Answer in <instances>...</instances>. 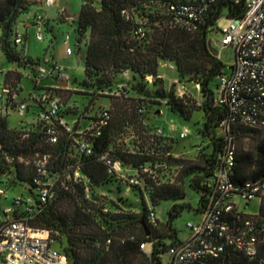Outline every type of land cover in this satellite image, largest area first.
<instances>
[{
  "label": "trees",
  "instance_id": "16d2710c",
  "mask_svg": "<svg viewBox=\"0 0 264 264\" xmlns=\"http://www.w3.org/2000/svg\"><path fill=\"white\" fill-rule=\"evenodd\" d=\"M80 1L79 17L73 25L77 51L84 58L83 82L75 90L55 91L61 101L60 112L50 123L39 121L37 113L31 122L11 128L8 112H16L18 105L12 95L22 91L24 76L37 90L35 79L42 66L39 59L26 55V34L22 43H16L21 33L18 24L32 9L43 7L44 0H0V51L17 68L3 74L0 86V91L9 90L5 99L0 98V186L27 189L29 196L12 201L14 218L50 232L69 264H164L169 249L182 242L172 222L185 210L200 216L207 208L211 198L207 183L222 162L229 138L236 156L231 176L235 187L243 190L247 184L264 182V126L244 124L218 102L217 84L227 72L208 41L224 10L231 20L239 19L246 12L247 0H218L207 7L194 0ZM183 8H188L185 15L180 14ZM201 8L205 9L199 13ZM124 12L130 14L129 19ZM189 13L199 18L194 30L184 28L180 21ZM161 65L174 66L175 81L167 89ZM188 85L199 92V107L189 105ZM181 87L183 95L179 94ZM76 95L88 104L69 122L67 117L80 112L72 103ZM103 99L114 102L110 108H100L98 102ZM25 101L29 103L27 113L43 109L33 97ZM163 104L183 121H189L193 112H203L198 134L210 144L202 150L199 162L183 167L172 184L159 176L160 169L183 162L173 154L171 136L158 125L162 110L152 111ZM225 121L230 123V135L223 132ZM69 125L71 132L67 131ZM50 129L55 131L56 143L51 141ZM249 139L254 142L252 149L247 147ZM81 143L90 145V153L81 149ZM109 161L122 164L124 178L110 172ZM42 164L46 176L41 174ZM76 172L80 177H75ZM187 184L200 196L197 208L186 202ZM44 187L51 191L46 202L40 195ZM129 192L138 203L129 199ZM167 200L176 204L163 223L157 207ZM239 215L251 218L256 226L257 256L247 257L241 249L226 246L214 263L264 264V198L257 215ZM229 217L223 221L235 228L236 218ZM148 242L154 245L150 255L145 252Z\"/></svg>",
  "mask_w": 264,
  "mask_h": 264
},
{
  "label": "built area",
  "instance_id": "2783aa9c",
  "mask_svg": "<svg viewBox=\"0 0 264 264\" xmlns=\"http://www.w3.org/2000/svg\"><path fill=\"white\" fill-rule=\"evenodd\" d=\"M55 0H44L43 7L48 8L54 4ZM192 1V0H191ZM199 1L207 7L218 0H194ZM205 8H201V13ZM171 10H176L171 6ZM188 8H183L180 14L185 15ZM129 19L130 14L124 12ZM187 19H182L184 28L194 30L195 24L199 20L197 14L189 13ZM47 21L43 14H36L33 25L37 28L36 39L44 40V28ZM138 32L144 36L142 27ZM222 47H230L234 51V63L230 72L223 74L217 84L216 97L218 102L230 108L234 117H238L244 124L251 127L264 126V0H247L246 12L239 18L232 20L231 25L222 31ZM69 38L64 41L67 47L66 54L73 55V50L69 47ZM23 34L19 33L16 43H22ZM50 70L44 66L38 67L37 85L42 80L54 79L56 85L42 90H35L30 97L41 103L43 109L38 112V119L42 122L50 123L60 112V98L55 94L56 90L64 88L63 83L68 81L67 73L56 63L46 62ZM167 66V65H165ZM171 71L173 65L167 66ZM128 75V72L125 73ZM48 89V90H47ZM185 89L179 88V94L183 95ZM9 90L0 91V98H6ZM118 94V93H111ZM13 100L18 104L16 112L21 116L27 114L29 103L20 100V94H13ZM11 111L8 112V114ZM107 118L108 115L104 114ZM64 124V123H63ZM223 132L230 135L231 127L229 121L222 124ZM72 126H67V131L71 132ZM162 134V129L158 131ZM52 135V143L57 142L54 129L49 130ZM188 137V133L183 131L181 139ZM229 138V137H228ZM81 149L90 153V145L81 143ZM110 172L118 178H124L123 167L120 162H108ZM236 165L234 145L231 138L224 149L222 162L215 173L214 178L207 183L211 189V198L207 208L199 216V221L187 225L189 234L186 239L168 251V261L164 264H215V258L224 251L226 246H234L241 249L247 257H255L258 254L259 238L256 235V226L251 218H242L239 214H249L245 209L241 210V202H252L258 200L259 203L264 198V182L258 184H247L246 189L238 190L231 181L233 169ZM42 164L41 174L46 176L47 170ZM75 177H80L76 172ZM130 183L136 184L135 180ZM42 202L51 198V191L42 188ZM0 198L7 199V191L0 186ZM16 208L9 206L2 208L0 205V264H69L65 255L54 250V241L50 232L46 230H36L30 227L25 220H16L14 213ZM235 211V214H234ZM235 216H234V215ZM236 218L235 228L223 221L224 219ZM257 215V214H256ZM152 221L155 222V215L152 214ZM144 249V246H142Z\"/></svg>",
  "mask_w": 264,
  "mask_h": 264
},
{
  "label": "rangeland",
  "instance_id": "374dc122",
  "mask_svg": "<svg viewBox=\"0 0 264 264\" xmlns=\"http://www.w3.org/2000/svg\"><path fill=\"white\" fill-rule=\"evenodd\" d=\"M66 7L70 15L77 21L79 17V12L81 9V1L80 0H58L55 6V10H60L61 8ZM47 9V8H46ZM50 9V8H49ZM40 12L43 14L45 11L44 8H34L31 11L35 14L36 12ZM57 11H55L54 18L57 17ZM18 24V29L20 32H24L23 25L21 23ZM232 23L231 18L228 17V10L225 9L223 12L222 18L218 21L217 25L214 28V31L209 33L208 41L210 42L211 48L218 52V56L222 63L226 66V72L231 71V67L234 63V51L230 47H222L220 45L222 41V31L225 28H228ZM69 37V47L73 50L72 56H67L66 49L67 47L64 45L65 39ZM37 28L34 26L28 30V40L26 42V49L31 55L35 57H39L42 63L47 70L50 68L45 64L44 60H50L51 62H56L62 70L66 71L70 77V88L75 90L76 87L84 80V58L81 57L77 51V35L74 31V25L70 24H61L55 23L54 31L47 32L44 28V40L38 41L36 39ZM82 54L85 53L84 48L82 49ZM54 59V60H52ZM54 62V63H55ZM17 69L13 64L9 63L4 54L0 51V71L7 72L9 69ZM160 75L164 78V88H169L172 83L175 81V74L172 72L167 66L161 65L160 67ZM3 79V76L0 74V83ZM46 80V81H45ZM42 80V85L49 84L51 79ZM22 91L20 92V100H27L30 98V95L35 91L34 83L27 76H24L21 82ZM190 96L187 100L189 105L195 104L197 107L200 106L202 100L199 97V92L193 85H188ZM118 95V94H116ZM68 96V95H67ZM70 98L72 95H69ZM76 103L79 107L80 112L77 115H72L67 117V121L73 122L78 116L84 111L85 106L88 104V100L84 99L80 96H74L72 103ZM114 101L111 99H103L98 102V107L100 108H110L111 104ZM161 109L162 113L157 117L158 125L164 130L165 134L171 136L170 144L173 148V154L175 158H178L183 162L182 165H174L165 169H160L159 176L165 182H170L171 184L176 182V178H178L181 174L182 168L186 166H191L199 162L200 155L202 150H206L209 148L210 144L207 140H203L202 137L198 134V129L202 127L203 124V112H193L192 118L189 121H183L177 115L173 114L171 111L167 110L165 105H161L159 107L154 106L152 111L155 109ZM33 111V112H32ZM39 111L38 109H32L31 112L21 116L18 112H10L8 116V123L11 128L20 127L22 122H31L35 114ZM186 131L188 133V137L185 139L180 138V134ZM175 140V141H174ZM248 146L252 149L254 145L253 140H247ZM162 179H160L161 181ZM7 199H0V205L2 208H7L12 206V201L15 198L20 197L21 195L29 196L27 189L18 187L16 189H7ZM186 202L191 204L194 208L198 207L200 196L199 194L192 189L188 184L186 187ZM129 199L138 203V198L134 195L133 192L128 193ZM147 196H145L146 198ZM178 203V202H177ZM176 204L175 201L167 200L160 203L157 207V215L161 222L166 223L168 221V210ZM246 210L249 214L255 215L259 211V201L254 200L252 202L246 203L241 202V210ZM199 216L196 215L194 211L185 210L182 212L181 216L175 219L172 222V226L177 231L179 239L184 240L187 238L189 234V229L187 225L189 223H195L199 221ZM167 244H170V240L165 241ZM154 245L152 242L147 243L146 254L150 255L153 252ZM54 250L58 253L63 254V250L59 247V245H54ZM168 256H165L164 262L167 263Z\"/></svg>",
  "mask_w": 264,
  "mask_h": 264
},
{
  "label": "crops",
  "instance_id": "0c3cea01",
  "mask_svg": "<svg viewBox=\"0 0 264 264\" xmlns=\"http://www.w3.org/2000/svg\"><path fill=\"white\" fill-rule=\"evenodd\" d=\"M57 1L58 0H55L54 1V4L51 6V7H48L47 9L45 8V7H41V8H44L45 9V11H43L44 13H43V16H44V18H45V20L47 21V24H48V26H47V28H46V31L47 32H53L54 31V26H55V23L56 24H58V23H61V24H70V25H73V23L75 22V19L70 15V13L68 12V9L66 8V7H63V8H61L60 10H55V6H56V4H57ZM41 8H39V9H41ZM50 8V9H49ZM55 11H57L58 13H57V17H53L54 16V14H55ZM31 13V12H30ZM29 13V15H27L26 17H24L23 19H22V25H23V28H24V32H21L22 34H26L27 36H28V30L30 29V28H32L34 25H33V20H34V18H35V16H36V14H39L40 12L38 11V12H36L35 14H33L32 13V15ZM70 37V34L68 33V38ZM28 38V37H27ZM26 55L27 56H29V57H31V58H33V59H35V60H37V59H39L40 60V58L39 57H35L34 55H31L29 52H28V49H26ZM68 56V55H67ZM72 56V55H71ZM52 60H54V59H52ZM45 62H48V61H50V60H44ZM55 62V61H54ZM56 63V62H55ZM57 64V63H56ZM58 65V64H57ZM59 66V65H58ZM14 70H16L15 68H13V69H9L8 71H14ZM66 72V71H65ZM5 72H2V71H0V74L2 75V76H4L3 74H4ZM67 73V72H66ZM67 75H68V73H67ZM68 77H69V75H68ZM29 78V77H28ZM30 79V78H29ZM48 79V78H47ZM51 79V78H50ZM3 81H4V77H3V79H2V81H1V83H0V86L1 85H3ZM46 81V80H45ZM47 81H51L49 84H46V85H42V83L40 82L39 83V85H37V89H39V88H43V87H51V86H55L56 85V80H54V79H51V80H47ZM70 77L68 78V81L67 82H65V83H63L62 84V86L64 87V88H67V89H71L70 88ZM32 110V109H31ZM31 110L29 111V112H31ZM33 112V111H32ZM36 115V114H35ZM35 118V117H34ZM23 123H25V122H22L21 123V125L23 124ZM167 135V134H166ZM169 136V135H168Z\"/></svg>",
  "mask_w": 264,
  "mask_h": 264
},
{
  "label": "water",
  "instance_id": "95a60500",
  "mask_svg": "<svg viewBox=\"0 0 264 264\" xmlns=\"http://www.w3.org/2000/svg\"><path fill=\"white\" fill-rule=\"evenodd\" d=\"M213 54H214V55H218V52H216V51H213Z\"/></svg>",
  "mask_w": 264,
  "mask_h": 264
}]
</instances>
